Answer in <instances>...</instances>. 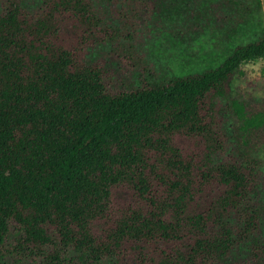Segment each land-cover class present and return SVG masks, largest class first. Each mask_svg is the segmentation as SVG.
I'll list each match as a JSON object with an SVG mask.
<instances>
[{"label":"trees","instance_id":"obj_1","mask_svg":"<svg viewBox=\"0 0 264 264\" xmlns=\"http://www.w3.org/2000/svg\"><path fill=\"white\" fill-rule=\"evenodd\" d=\"M148 1L256 36L214 68L113 89L86 57L103 0L3 2L0 264H264V99L231 81L264 58L261 0Z\"/></svg>","mask_w":264,"mask_h":264},{"label":"rangeland","instance_id":"obj_2","mask_svg":"<svg viewBox=\"0 0 264 264\" xmlns=\"http://www.w3.org/2000/svg\"><path fill=\"white\" fill-rule=\"evenodd\" d=\"M6 1L0 0V8ZM8 1H24L34 7L39 0ZM261 3L264 26V0ZM99 9L107 25L101 34L104 41L91 48L86 57L105 68V78L113 89L122 83L138 86L142 80L165 81L172 76L214 68L238 43L249 42L256 36L227 34L218 25L204 29L178 26L168 18L164 7L148 0H114L113 3L103 0ZM262 67L264 58L244 62L243 75L231 80L233 93L259 101L264 99ZM259 153L264 155V147Z\"/></svg>","mask_w":264,"mask_h":264}]
</instances>
